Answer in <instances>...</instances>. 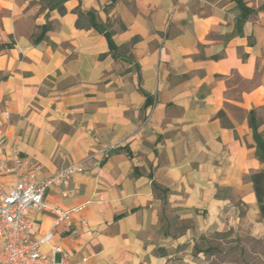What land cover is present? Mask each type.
Returning a JSON list of instances; mask_svg holds the SVG:
<instances>
[{
	"label": "crops",
	"instance_id": "crops-1",
	"mask_svg": "<svg viewBox=\"0 0 264 264\" xmlns=\"http://www.w3.org/2000/svg\"><path fill=\"white\" fill-rule=\"evenodd\" d=\"M55 2L0 0V161L84 164L69 196L44 198L83 206L72 224L37 215L57 258L202 264L197 235H262L248 178L264 169L250 127L264 133V0Z\"/></svg>",
	"mask_w": 264,
	"mask_h": 264
},
{
	"label": "built area",
	"instance_id": "built-area-1",
	"mask_svg": "<svg viewBox=\"0 0 264 264\" xmlns=\"http://www.w3.org/2000/svg\"><path fill=\"white\" fill-rule=\"evenodd\" d=\"M109 149L101 153L106 155ZM84 172L82 162L46 176L42 165L28 157L15 155L0 161V175L11 177L7 183H0V264H69L68 257L57 258L61 251L54 230L42 233L37 215L49 212L54 228L70 226L73 215H79L83 206L65 210L44 198L52 187L62 188L66 198L72 179ZM72 233L79 234L77 230Z\"/></svg>",
	"mask_w": 264,
	"mask_h": 264
},
{
	"label": "rangeland",
	"instance_id": "rangeland-1",
	"mask_svg": "<svg viewBox=\"0 0 264 264\" xmlns=\"http://www.w3.org/2000/svg\"><path fill=\"white\" fill-rule=\"evenodd\" d=\"M258 213L257 220L264 228V203L263 210L258 203ZM195 244L193 253L196 263L264 264V229L262 235H257L247 226L225 232L211 231L206 235H197ZM196 249L206 252L199 253Z\"/></svg>",
	"mask_w": 264,
	"mask_h": 264
},
{
	"label": "trees",
	"instance_id": "trees-1",
	"mask_svg": "<svg viewBox=\"0 0 264 264\" xmlns=\"http://www.w3.org/2000/svg\"><path fill=\"white\" fill-rule=\"evenodd\" d=\"M65 1L66 0H56L55 5L53 6L54 9H57L59 13L64 14L66 12V8H65ZM79 13V20L77 22V27L79 28H83L85 27L84 23H83V19L85 16H87L90 20H91V25L98 31H102L99 28L98 25V21H97V14L95 11H89L86 12L85 14L83 12H78ZM108 42L110 44L111 50H114L115 44H113L112 42V35L109 32L105 33ZM148 104H150V101L148 100ZM222 112H220V116H222ZM262 125V123L257 120L256 118H254L253 116H251L250 118V127H252L253 130V139L255 141L256 144V156L258 157V160L264 165V133L260 131V126ZM248 180L252 183V185H254V190H255V194H256V199H258V203L261 205L262 210H263V203H264V199H262L263 197V193H264V171H258V172H254L249 178ZM155 189H159L162 192H164L165 194H167V191H164L163 189H161V187H158L157 185H154ZM196 252H203L205 253L206 251H202L199 249H196Z\"/></svg>",
	"mask_w": 264,
	"mask_h": 264
}]
</instances>
